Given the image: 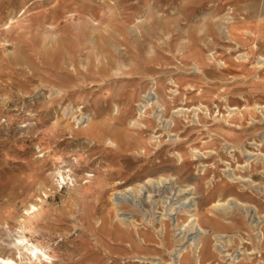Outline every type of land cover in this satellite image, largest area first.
I'll return each instance as SVG.
<instances>
[{"label": "rangeland", "instance_id": "1", "mask_svg": "<svg viewBox=\"0 0 264 264\" xmlns=\"http://www.w3.org/2000/svg\"><path fill=\"white\" fill-rule=\"evenodd\" d=\"M228 15L243 31L235 41L219 29ZM261 55L264 0H0V254L40 264L12 245L25 235L50 256L44 264H168L195 222L179 187L154 185L119 205L111 197L163 176L197 192L203 224L231 237L236 259L206 239L210 264H264V218L255 224L246 207L205 217L229 197L264 216ZM153 84L177 135L155 121V106L137 118ZM184 264H194L189 253Z\"/></svg>", "mask_w": 264, "mask_h": 264}, {"label": "bare ground", "instance_id": "2", "mask_svg": "<svg viewBox=\"0 0 264 264\" xmlns=\"http://www.w3.org/2000/svg\"><path fill=\"white\" fill-rule=\"evenodd\" d=\"M106 5V4H105ZM226 15V14H225ZM234 16H226L224 17L223 19H225L224 22H222L220 25H219V29L221 32H223L230 40L232 41H235V36L236 34L238 33H242L243 31H239L238 29V26H235L234 23L237 22L234 20ZM250 34H254L250 31ZM247 53V52H246ZM240 56H242L243 58L246 57V55L244 54H240ZM249 57V56H248ZM248 59V58H247ZM258 62L259 63H262L264 62V55H261L259 58ZM224 63V62H223ZM260 64V65H262ZM196 68H198V65L196 64ZM199 69V68H198ZM171 80V83H175V80L173 78H170ZM156 87L157 85L156 84H153L147 91L146 93H144L142 95V99L140 100V102L137 104V110H138V116L137 118H141L145 115V112L147 111V108L148 107H154L155 106V109H154V119L155 121H157L159 124H161V126L166 129L168 132H169V135L170 136H173V135H177V133H174L172 132V124L174 122V120L172 118H167L166 117V107L164 106L162 100L160 99V95L158 94L157 90H156ZM175 91V90H173ZM257 107H261V108H264V105H260V106H257ZM196 109V108H195ZM235 109H238L237 107H231L229 108L230 111L232 110H235ZM112 111L113 110H118V106L116 104V101L115 103L113 104V108L111 109ZM188 109L187 108H184V107H180L175 111V113H177V115H182V114H185L186 111ZM187 114V113H186ZM90 114H85L83 113L81 118L85 121V120H88V119H91V117L89 116ZM188 116V115H186ZM137 118L134 120V125H144V123H138V120ZM81 120V119H80ZM82 121V120H81ZM110 141V140H109ZM252 142V141H251ZM253 144H256L257 145H260L259 141H253L252 142ZM192 152H193V155H197L199 157H201L204 152L202 153L200 150H198L197 148H192L191 149ZM244 151L247 152V156L249 155H253V154H257L256 152H253L251 151V149H249L248 147H245L244 148ZM262 153V152H260ZM259 153V154H260ZM178 154V158L183 160V154L180 153L179 151L177 152ZM177 158V159H178ZM202 162V161H200ZM59 171V170H58ZM61 172V171H59ZM61 175L63 177V179L65 180V175L63 172H61ZM171 184L172 183V187H169L168 184ZM158 186V188L161 189H172L174 188V186L177 185V188L179 189L178 192V196L180 198V195L183 196L184 200H182V202H179L181 207L184 208V209H189V210H193L194 212L192 213L191 215V218H194L195 219V222H192L189 226H187L188 228L187 229H182L181 232H180V238H179V241H183L184 239H187V242L189 241V244L186 245V242H184V244H181L183 242H181L180 244L178 245H181L180 248H177V247H174L172 250L170 249V256H171V261L168 262V264H184V258H185V255L187 253H189L194 261V264H210L212 263L210 261V259L208 258H205L204 257V250H205V246H206V239L209 237L210 239V251L212 252H225V251H228L227 253H225V256L226 255H233L234 254V257L236 259L237 257V250H235L234 252H230L229 250H227L225 247L230 244L232 242V239L231 237L229 239H225L227 238V235L223 234V232H220V231H216L214 227H207L203 224V218L202 216L197 212L198 211V201L196 199V196L194 195V193H197V192H192V190L190 191V187H183L181 186L180 184L178 185L172 177H160L158 178L157 180L154 179L153 177H149L146 179L145 182L143 183H139L138 185L134 186V187H131V189L128 187L125 190H115V192H112L111 194V197H113V201L119 205L122 203V201H129V196H133L134 194H140L142 193L143 191H149V189L152 187V186ZM171 186V185H170ZM130 189V191H129ZM158 192V191H157ZM163 192V191H162ZM47 192H45L46 194ZM134 193V194H133ZM175 193V192H174ZM187 193V194H186ZM47 195V194H46ZM136 195V196H137ZM140 196V195H139ZM150 196V195H149ZM154 196V195H153ZM175 196V195H174ZM164 197V196H163ZM152 198V197H151ZM112 199V198H111ZM173 199V198H172ZM176 199V198H175ZM39 202H31L29 206H27V208L24 209V211H26V213H31V212H34L35 210H39V206H40V201L43 200L42 197H39ZM131 200V199H130ZM133 200V199H132ZM171 200V198L169 199ZM148 201V199L146 200ZM165 201V200H164ZM172 203H175L176 200H171ZM124 202V203H125ZM133 202V201H132ZM130 203V202H129ZM136 206H138V200L135 199V202H133ZM142 203V202H141ZM162 203V202H161ZM178 204V203H177ZM170 205V204H169ZM121 206V205H120ZM167 206V205H166ZM193 206V207H192ZM195 206V207H194ZM254 205L252 204H247V203H244L242 202L239 198L237 197H229L225 200H217L215 202H213L210 206V209L207 211L205 217L208 218V219H211L213 215H215V212L213 211L214 209L215 210H231L232 207H237L238 209H244L246 207V214L248 215L249 214V217L251 219L252 222H255V224H258V222L260 220H262L264 218V216H262L257 210H255L253 208ZM118 207V206H117ZM143 207V206H141ZM164 207V206H163ZM178 206L175 204V206L173 207V210L176 211L175 209L177 208ZM180 207V206H179ZM178 207V208H179ZM139 208V207H138ZM191 208H194V209H191ZM32 209H34L33 211H31ZM141 210V208H140ZM163 210V209H162ZM172 210V209H171ZM180 210V209H179ZM116 211V209H115ZM165 212H163L164 214H167L169 217H171L172 215V212L169 211L168 208L165 207ZM118 209H117V212H116V217L118 218ZM146 212V211H144ZM25 212H23V214H26ZM177 213V212H176ZM126 214V212H125ZM145 215V214H143ZM161 215V214H160ZM209 215V216H208ZM23 217V215H21ZM122 216V215H121ZM120 216V217H121ZM150 216V215H149ZM162 216V215H161ZM216 216V215H215ZM22 217L19 219V223L22 225L21 227H23V224H24V219H22ZM126 217V216H125ZM122 218V221L126 222L125 219L126 218ZM146 218V217H145ZM163 218H167V217H163ZM128 219V218H127ZM144 219V218H143ZM148 219V218H146ZM179 219V218H178ZM152 220V219H150ZM120 221V219H119ZM146 221V220H145ZM131 222V221H130ZM149 224L152 223V221H149ZM133 223V222H132ZM131 223V224H132ZM147 223V222H146ZM179 223V222H178ZM188 223L190 222H187V225ZM124 224V223H123ZM184 224V223H183ZM125 225V224H124ZM128 225V224H127ZM135 225V224H134ZM151 225V224H150ZM154 225V224H153ZM164 225V223H163ZM131 226V225H130ZM185 226V225H184ZM183 226V227H184ZM137 227V226H136ZM164 227V226H163ZM186 227V226H185ZM156 228V227H155ZM161 228V227H160ZM179 228V227H178ZM163 230L164 229H161L158 231H160V234L163 233ZM180 230V229H179ZM165 231V230H164ZM178 233V232H177ZM159 234V235H160ZM138 235V234H137ZM164 236V235H163ZM140 239V238H139ZM165 239V238H164ZM164 239L162 241H164ZM161 240V239H160ZM141 241V240H139ZM161 241V242H162ZM178 241V242H179ZM185 241V240H184ZM143 242V240H142ZM167 242V240H166ZM163 243V242H162ZM164 244V243H163ZM12 245H14L17 249L20 250H23V249H27L30 251V256H29V259H32V256L33 255L34 257H36L37 259H39V263L40 264H44L43 260H42V257L43 256H46L47 258L50 257L49 255H47V253L43 250V248L37 244L35 245H29V240L27 239V237L25 235H19L17 236V238L15 240H13L12 242ZM130 245V244H129ZM162 245V244H161ZM159 246V245H158ZM163 246V245H162ZM165 246H168L166 245L165 243ZM164 246V247H165ZM209 251V250H208ZM210 253V252H209ZM214 254V253H213ZM26 258L23 257V259ZM136 260L137 261H141L142 263H153V261L155 259H157L156 257H152V256H147V255H143V256H138L136 255L135 256ZM134 259V258H133ZM162 262H165V264H167V261L163 258V257H160L159 258ZM158 259V260H159ZM159 260L158 264L161 263V261ZM17 261V259L13 258V256H2V254H0V264H15Z\"/></svg>", "mask_w": 264, "mask_h": 264}]
</instances>
